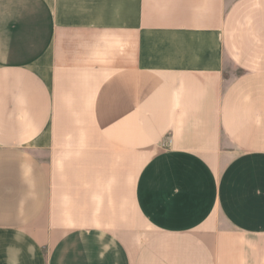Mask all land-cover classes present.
<instances>
[{"label":"crops","instance_id":"obj_1","mask_svg":"<svg viewBox=\"0 0 264 264\" xmlns=\"http://www.w3.org/2000/svg\"><path fill=\"white\" fill-rule=\"evenodd\" d=\"M0 264H264V0H0Z\"/></svg>","mask_w":264,"mask_h":264}]
</instances>
